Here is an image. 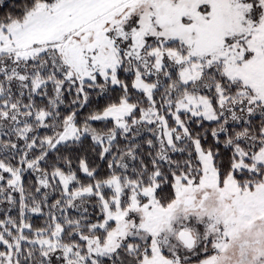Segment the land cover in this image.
I'll return each instance as SVG.
<instances>
[{
  "label": "snow or ice",
  "instance_id": "snow-or-ice-1",
  "mask_svg": "<svg viewBox=\"0 0 264 264\" xmlns=\"http://www.w3.org/2000/svg\"><path fill=\"white\" fill-rule=\"evenodd\" d=\"M0 264H264V0H0Z\"/></svg>",
  "mask_w": 264,
  "mask_h": 264
}]
</instances>
